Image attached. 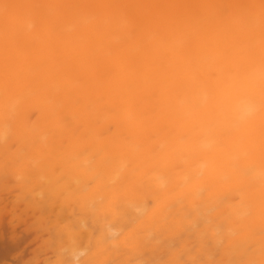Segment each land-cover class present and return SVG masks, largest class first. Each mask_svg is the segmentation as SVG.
I'll return each mask as SVG.
<instances>
[{"label": "bare ground", "instance_id": "6f19581e", "mask_svg": "<svg viewBox=\"0 0 264 264\" xmlns=\"http://www.w3.org/2000/svg\"><path fill=\"white\" fill-rule=\"evenodd\" d=\"M239 4L253 0H8ZM113 17L119 10H113ZM137 17L142 15L136 13ZM20 29L31 33V21ZM42 26L30 73L47 103L0 87V195L47 235L43 264H248L264 248L258 57L212 59L222 35ZM233 33L236 29H232ZM2 79V42H0ZM30 214V215H31ZM43 237V236H42ZM50 257H48L49 255ZM254 254V256H253Z\"/></svg>", "mask_w": 264, "mask_h": 264}, {"label": "snow or ice", "instance_id": "6c2138e0", "mask_svg": "<svg viewBox=\"0 0 264 264\" xmlns=\"http://www.w3.org/2000/svg\"><path fill=\"white\" fill-rule=\"evenodd\" d=\"M113 10L119 15L113 17ZM71 11L77 17L91 12L95 30L116 24L134 34L138 26H152L161 36L170 31H200L206 35H222L223 46H217L212 59L227 63L243 46V50L258 57V73L255 79L259 92L258 105L253 104L248 113L259 111V148L264 153V0L239 4H57V3H10L0 0V42H2V79L0 87L5 94H16L22 108L30 103H47L45 89L30 75L34 67H43V62L34 65L26 54L31 49L32 57H39L33 42H43L42 26ZM142 15L137 17L136 13ZM31 21L32 32L20 29L23 19ZM236 32L233 33L232 29ZM254 256V254H253ZM248 264H264V248L260 258Z\"/></svg>", "mask_w": 264, "mask_h": 264}, {"label": "rangeland", "instance_id": "374dc122", "mask_svg": "<svg viewBox=\"0 0 264 264\" xmlns=\"http://www.w3.org/2000/svg\"><path fill=\"white\" fill-rule=\"evenodd\" d=\"M30 214L11 195H0V264H43L47 235Z\"/></svg>", "mask_w": 264, "mask_h": 264}]
</instances>
